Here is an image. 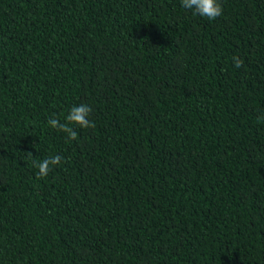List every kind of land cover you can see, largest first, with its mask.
I'll return each instance as SVG.
<instances>
[{"label": "trees", "instance_id": "16d2710c", "mask_svg": "<svg viewBox=\"0 0 264 264\" xmlns=\"http://www.w3.org/2000/svg\"><path fill=\"white\" fill-rule=\"evenodd\" d=\"M219 3L0 0V264H264V0Z\"/></svg>", "mask_w": 264, "mask_h": 264}, {"label": "clouds", "instance_id": "9594fccd", "mask_svg": "<svg viewBox=\"0 0 264 264\" xmlns=\"http://www.w3.org/2000/svg\"><path fill=\"white\" fill-rule=\"evenodd\" d=\"M181 4L185 9L191 10L194 14H198L209 20H215L223 14V8L219 0H181ZM233 60L236 68L243 66L244 62L242 59L233 57ZM92 111L93 109L87 104L72 106L65 118V122L62 123L58 118L51 117L48 119L47 123L53 129L66 133L67 138L70 141H74L77 139V132L72 125L82 129L95 127L94 122L89 119ZM28 155L31 156L32 154L29 152ZM61 159V156L53 155L39 162L34 161L33 166L38 168V178H46L48 173L52 170V167L61 163Z\"/></svg>", "mask_w": 264, "mask_h": 264}]
</instances>
